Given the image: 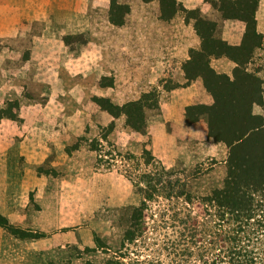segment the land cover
Segmentation results:
<instances>
[{
  "label": "rangeland",
  "instance_id": "rangeland-1",
  "mask_svg": "<svg viewBox=\"0 0 264 264\" xmlns=\"http://www.w3.org/2000/svg\"><path fill=\"white\" fill-rule=\"evenodd\" d=\"M115 1L129 7L121 26L109 22L112 0H0V110L15 116L0 119V216L45 234L20 240L0 227V264L209 263L203 225L208 234L215 219L195 200L223 182L227 148L207 137L204 115L188 121L186 107L210 105L212 98L201 82L202 95L187 93L201 103L187 104L177 60L198 38L197 8L185 7L207 5L208 20L221 14L204 0H173L162 10L158 0ZM248 68L262 79L264 94V54ZM102 77L112 86L101 87ZM152 90L158 108L145 110L143 132L91 100L123 105ZM94 141L97 152L90 150ZM76 143L77 150L67 151ZM160 168L167 173L163 188L146 189L153 197L142 219L132 220L142 203V175ZM176 180L170 193L166 186ZM186 183L192 206L176 196ZM138 224L140 234L127 242L125 232Z\"/></svg>",
  "mask_w": 264,
  "mask_h": 264
},
{
  "label": "trees",
  "instance_id": "trees-1",
  "mask_svg": "<svg viewBox=\"0 0 264 264\" xmlns=\"http://www.w3.org/2000/svg\"><path fill=\"white\" fill-rule=\"evenodd\" d=\"M158 1L161 10L166 5L175 4L173 0ZM204 2L217 10L223 20L240 21L245 26L240 44L229 45L215 37L214 22L201 16L198 9L193 10V30L200 40V46L198 49L188 51V59L181 66L186 80L182 87L200 79L205 91L212 98V104L188 106L185 112L189 122H197L199 117L204 115L207 137L227 148L226 176L220 186L196 200L187 188L188 183L182 185L176 196L183 197L186 204L191 206L195 200L207 216L213 211L215 220L212 221L211 230H207L208 234L206 225H203L207 246L203 248L202 253H205L206 257L211 252V258L208 263L207 259L202 261L200 256L202 264H264V117L253 112L255 107L264 110L263 81L257 72L248 68L257 52L263 48V35L257 31L255 19L259 0H204ZM128 12V5L112 0L109 22L115 26L123 25ZM222 57L234 64L230 75L216 73L210 66L211 58ZM100 85L111 87L112 79L105 80V77H102ZM91 100L112 118L123 116L125 124L135 132H143L145 128V110L158 108L156 90L143 93L139 99L123 105L114 104L109 98L104 97L94 96ZM10 103L14 107L17 106L16 102ZM3 117L12 120L15 116L0 110V119ZM113 128V122L104 128L107 133L103 136L104 141ZM98 143L96 141L94 144L91 143L90 150L97 152ZM78 148L79 144L76 143L67 148V151ZM144 154L147 157L145 164L151 165L153 161L151 154L146 150ZM155 173L142 175V186H138V191L143 198L141 206L135 208L133 212L134 221L142 219L145 203L153 197L146 189L156 193L158 186L163 188L162 175L165 176L167 173L161 168L159 173L158 171ZM176 184L177 180L167 184L170 193ZM0 227L20 240H33L45 236L41 232L35 234L15 228L2 216ZM140 230L139 224L134 230H127L126 241L134 240L140 234ZM106 264L122 263L108 261Z\"/></svg>",
  "mask_w": 264,
  "mask_h": 264
},
{
  "label": "crops",
  "instance_id": "crops-1",
  "mask_svg": "<svg viewBox=\"0 0 264 264\" xmlns=\"http://www.w3.org/2000/svg\"><path fill=\"white\" fill-rule=\"evenodd\" d=\"M186 9H195L197 8L200 12V14L204 13L205 17V13L207 14V12L209 11L210 8H208L207 5L205 4H196L195 6H191L188 5L185 7ZM259 10H260V1H259ZM259 10L256 12V28L257 31L260 32L263 35V48L261 50H259L257 52V54L255 55V57H257L258 55L264 54V30L261 29L260 27V21H259ZM214 19L212 18V21L215 23V37L221 40L226 41L229 45H239L244 33V24L242 22L239 21H229V20H223L222 18H219L218 16H216L214 14ZM200 46V40L199 38H193L192 40V44L190 46L189 49H198ZM260 53V54H259ZM179 60H177L179 62V67L178 70L179 72H177V74L179 73L178 76V80L177 82L180 84H183L185 82V79H183V73L181 70V66L182 64L188 59V54H184L181 55V58H178ZM210 66L211 68L216 72V73H224L227 75L231 74L232 69L234 68V64L229 61L228 59L222 57V58H211L210 60ZM171 69V68H170ZM202 86H201V81L199 79L190 82V84L185 87L182 88L181 91H183V95L185 96L183 99L189 100V102L187 104H194V102L196 103H201L199 101L198 98L194 97V96H187V93L190 94V92H192L193 90H196L197 92H200V95H202L203 90H202ZM264 95V94H263ZM204 103H209L210 100L207 98V96H202ZM190 98H192L190 100ZM196 99V101L194 100ZM256 109V108H255ZM256 113L259 114V112L255 111ZM26 257V255L23 256V258ZM19 259V258H18ZM21 260H19V264H20Z\"/></svg>",
  "mask_w": 264,
  "mask_h": 264
}]
</instances>
